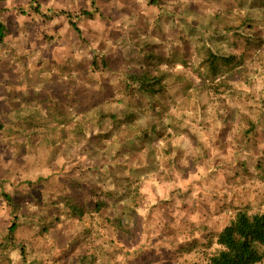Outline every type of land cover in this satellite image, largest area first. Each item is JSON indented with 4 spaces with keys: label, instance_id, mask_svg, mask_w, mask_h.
I'll list each match as a JSON object with an SVG mask.
<instances>
[{
    "label": "rangeland",
    "instance_id": "374dc122",
    "mask_svg": "<svg viewBox=\"0 0 264 264\" xmlns=\"http://www.w3.org/2000/svg\"><path fill=\"white\" fill-rule=\"evenodd\" d=\"M60 11L76 18L83 41L55 16ZM0 13L7 28L0 44V264H206L235 209L264 208L256 170L264 166V0H5ZM209 50L230 59L215 74L205 62ZM92 59L94 74L105 62L116 71L113 103L137 100V119L144 130L154 127L152 140L135 145L124 133L79 154L62 139L56 120L64 115L54 103L62 102L63 82L93 80ZM131 69L167 73L165 89L151 98L125 94ZM164 109L159 122L153 112ZM170 116L181 134L165 129ZM247 122L256 127L249 134ZM135 146L159 153L170 146L182 171L150 173L131 183L138 186L132 197V188L117 191L129 217L120 236L94 210V195L117 202L108 175L94 171L119 159L115 150ZM164 160L161 154L167 166ZM2 192L19 218L13 247L4 242L11 216Z\"/></svg>",
    "mask_w": 264,
    "mask_h": 264
},
{
    "label": "trees",
    "instance_id": "16d2710c",
    "mask_svg": "<svg viewBox=\"0 0 264 264\" xmlns=\"http://www.w3.org/2000/svg\"><path fill=\"white\" fill-rule=\"evenodd\" d=\"M1 1L5 0H0V2ZM35 1L36 0H32L34 3ZM149 4H155V0H149ZM91 5H95L94 2H91ZM33 9L35 12L40 13L39 8L34 7ZM93 9L97 11L96 8ZM80 14L89 19L93 17L91 11L82 10ZM56 15H63L70 28L77 37L83 41L82 33L76 24L75 17L64 11L57 12L55 16ZM241 25H243V23ZM6 33L7 28L2 22L0 15V44L5 41ZM142 43L144 44L145 42ZM145 46L144 44L143 48ZM151 56H154V53H151ZM229 61L230 59L228 58H218V56L210 50L207 52L205 58L207 67L213 74L219 69V62L226 65ZM90 63L92 67L89 68V77L91 79V77L94 76L93 80L83 84H78L76 80H71L73 83L70 85L64 84L63 82L64 95L62 94V102L60 104H57L58 102L54 103V109L57 113L64 115L63 120L59 122L56 120L57 126L60 125L62 126L61 129H66H60L63 134L62 139H67L72 145L79 147V154L80 152H84L82 151L83 148L87 149V147L88 152L94 153L98 147L103 146L104 142H109L112 136L117 138L124 135V133H126L124 140L126 139V142H128V140L133 141L135 145H138V141L152 140V136L155 135L154 127L148 126L146 130H144V128H141V119L139 121L137 119V117L143 113V111L137 107V100H132L130 102L128 100L122 101L118 99L113 103L114 89H112L109 84L113 78L112 76L116 74V71L110 68L107 62H105L94 74L93 67L97 62L92 59ZM67 70H69V68ZM124 75L125 86L123 87V91L125 94H128V92L131 93L133 89H135L136 92H140L146 97L151 98L159 96L165 89L163 81L167 73L161 72V74L152 75L150 70L141 69L138 71L136 69H131V71ZM86 94H88V96ZM115 105L122 106V112L120 109H112ZM151 111L153 112V110ZM153 113L154 118H159V122H163L167 110H156ZM145 114L146 113H144V115ZM81 116H83V120L80 119ZM169 118L168 120H170V122L165 125V129L173 130L176 135L181 134L182 131L175 128L171 123V121L174 120L172 116ZM105 121H108V125L106 126H104ZM247 123L248 128L245 132L249 134L251 131L253 132L256 127L252 122ZM69 128L73 131L72 135H67ZM152 149V147L143 148V146H135L132 151L124 149L122 152V148L115 150L116 153L119 154V159L110 157L106 167L101 166L94 172L100 175V177L101 172L109 177L110 174L111 176H117L122 170V186L127 188L128 191L130 188L133 189L134 192H130L132 194L128 192L129 196L132 197L133 194H136L135 189L138 187L135 185H138L139 182L141 183L150 173L155 172L156 174H161L163 172L170 173L172 170L182 171L178 167H174V163L177 162L178 165L180 161L178 162V159L171 156L172 151L170 146H168L166 151L160 149V153L157 151L153 152ZM161 154L165 156L164 162L166 161V163H168L167 166H164L160 161ZM122 156L125 157L124 162H122ZM171 168L172 170H170ZM256 170L259 181L264 183V166L258 163L256 165ZM105 178H107V176ZM131 183L135 185L132 186ZM117 191L122 192V187H114L109 194L116 196L117 199ZM1 198L5 201L11 216V221L6 229V239L4 242L13 247L16 243L15 235L19 227V218L16 215L17 209L13 199L8 194L2 192ZM94 199H96L94 201L95 212L103 213L105 222L109 225V228H111V230H117V233L122 236V225L125 227L127 224L126 218H129L126 213V209H128L125 203L126 201L123 202L122 205V203L120 204L122 199H117V202H119L117 206L116 200L112 197H110L108 204H106V202H104V204L99 202L95 195ZM102 209L103 212L101 211ZM131 226L132 223L127 226V229H131ZM216 245L218 249L208 258L206 264H261L264 261V208L257 211H253L247 207L235 209L233 217L217 233ZM0 248L1 251H4L1 245ZM19 251L20 257L24 262V260L27 259L25 249L21 247ZM29 262L30 264L33 263V261ZM80 264H87L85 258H80Z\"/></svg>",
    "mask_w": 264,
    "mask_h": 264
},
{
    "label": "crops",
    "instance_id": "0c3cea01",
    "mask_svg": "<svg viewBox=\"0 0 264 264\" xmlns=\"http://www.w3.org/2000/svg\"><path fill=\"white\" fill-rule=\"evenodd\" d=\"M141 178V177H140ZM146 178L143 179L142 182H144ZM105 184L106 187H108L109 189H113L116 186L122 187V170L118 173L117 176H110L105 178ZM122 203V201H120V204Z\"/></svg>",
    "mask_w": 264,
    "mask_h": 264
}]
</instances>
